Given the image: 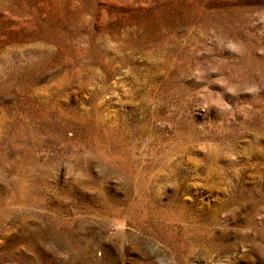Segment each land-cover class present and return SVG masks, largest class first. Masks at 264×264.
<instances>
[{"label": "rangeland", "instance_id": "rangeland-1", "mask_svg": "<svg viewBox=\"0 0 264 264\" xmlns=\"http://www.w3.org/2000/svg\"><path fill=\"white\" fill-rule=\"evenodd\" d=\"M0 264H264V0H0Z\"/></svg>", "mask_w": 264, "mask_h": 264}]
</instances>
